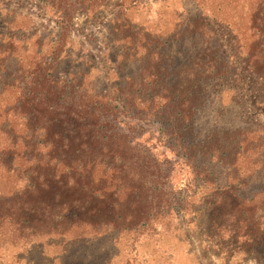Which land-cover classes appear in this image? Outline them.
<instances>
[{
	"label": "trees",
	"instance_id": "trees-1",
	"mask_svg": "<svg viewBox=\"0 0 264 264\" xmlns=\"http://www.w3.org/2000/svg\"><path fill=\"white\" fill-rule=\"evenodd\" d=\"M247 15L249 25L235 35L255 74L264 71V0L250 1ZM158 60L138 79L140 93L129 86L116 96L69 88L51 71L54 57H35L12 79L0 73V134L9 139L0 148V179L16 175L18 183L0 190V249L112 231L138 234L192 208L194 192H187L199 172L185 155L197 149L214 157L242 148L245 140L225 144L214 135L207 144L180 145L181 130L190 129L203 102L204 80L222 74L212 60L197 58L198 70L180 66L173 80ZM177 171H184L181 185L174 182ZM214 194L213 215L220 221L209 232L228 236L232 252L258 259L264 188L243 197L228 184Z\"/></svg>",
	"mask_w": 264,
	"mask_h": 264
},
{
	"label": "rangeland",
	"instance_id": "rangeland-1",
	"mask_svg": "<svg viewBox=\"0 0 264 264\" xmlns=\"http://www.w3.org/2000/svg\"><path fill=\"white\" fill-rule=\"evenodd\" d=\"M250 1L0 0V73L10 79L30 69L35 57H54L51 71L69 88L116 96L129 86L140 93L138 79L150 65L157 67L159 57L160 69L173 80L178 67L198 70L197 58L212 60L222 75L204 80L203 102L190 129L181 130L179 144H207L214 135L225 144L245 140L234 152L221 149L211 157L193 149L185 155L199 175L187 192H194L192 208L183 215L138 234L112 231L79 240L5 244L0 264H264V240L256 246L257 259L232 252L228 236L209 232L212 222L220 221L213 215L215 187L229 184L243 197L264 188V71L246 68L235 35L247 25ZM8 140L0 134V148ZM183 173L175 172L177 185ZM5 177L0 190L18 186L16 175Z\"/></svg>",
	"mask_w": 264,
	"mask_h": 264
}]
</instances>
